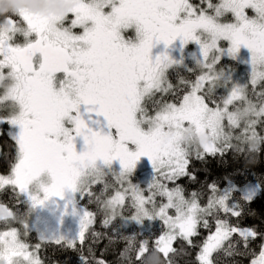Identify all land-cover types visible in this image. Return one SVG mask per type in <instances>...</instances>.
Masks as SVG:
<instances>
[{"label":"snow or ice","instance_id":"obj_1","mask_svg":"<svg viewBox=\"0 0 264 264\" xmlns=\"http://www.w3.org/2000/svg\"><path fill=\"white\" fill-rule=\"evenodd\" d=\"M9 103L0 136L16 156L0 194L16 204L0 200V264H45V243L80 264H264V220L247 222L264 174L245 166L264 155V0H79L62 17L0 16ZM229 158L227 179L200 184L197 164ZM21 203L61 228L75 218V237L33 244L30 223L11 219Z\"/></svg>","mask_w":264,"mask_h":264},{"label":"trees","instance_id":"obj_2","mask_svg":"<svg viewBox=\"0 0 264 264\" xmlns=\"http://www.w3.org/2000/svg\"><path fill=\"white\" fill-rule=\"evenodd\" d=\"M15 156L16 148L11 145L7 134L0 137V171H6L9 167V162L13 161ZM245 166L249 168L257 177H259L261 174H264V155L259 157V162L251 160ZM235 167H237V165L230 158L225 161L210 159L206 166L197 164L196 170L200 184H204L209 180L221 181L223 179H227L229 173H231ZM186 185L191 189H196L200 186L191 181H186ZM0 200L8 202L10 205L16 204V198L11 192L0 194ZM16 206L19 211L12 218V221L16 224V227H20V225L27 222L28 213L26 211L28 208L26 204L23 203ZM253 208L254 210L247 222L260 223L261 220H264V216L260 215L264 214V200H259L257 202L254 201ZM4 222L6 221H1V223ZM97 228L99 232L103 233L104 229L99 228V225ZM27 238L33 244L40 241L36 235L31 236L30 234ZM89 244V250L94 251L96 256H100L105 250L108 241L101 235L99 238L90 237ZM105 254L107 259L114 260L111 248H108ZM41 255L45 259V264H80V259L77 253L69 248H65L63 245L57 246L54 243H45L41 250ZM234 260L239 261L241 260V257L221 256L219 264H233ZM178 261L179 264H188L190 257H179ZM243 264H248V261L246 259L243 260Z\"/></svg>","mask_w":264,"mask_h":264},{"label":"rangeland","instance_id":"obj_3","mask_svg":"<svg viewBox=\"0 0 264 264\" xmlns=\"http://www.w3.org/2000/svg\"><path fill=\"white\" fill-rule=\"evenodd\" d=\"M52 0H39L37 3H30V10L32 15L37 11L44 9L50 5ZM23 3V2H22ZM186 143L190 147L195 148V144L191 142V139L186 140ZM147 162L141 167L144 168ZM150 167L146 168L141 173V182H146L150 178ZM139 175V173H138ZM27 206V205H26ZM28 208V207H27ZM27 223L31 225V231L29 235H36L40 241H51L59 238L61 235L65 237H75L77 233V221L73 217H66L64 219L63 227L58 226V218L52 216L48 211L35 212L31 209H27ZM39 217L41 222L37 221ZM12 219V218H11Z\"/></svg>","mask_w":264,"mask_h":264},{"label":"flooded vegetation","instance_id":"obj_4","mask_svg":"<svg viewBox=\"0 0 264 264\" xmlns=\"http://www.w3.org/2000/svg\"><path fill=\"white\" fill-rule=\"evenodd\" d=\"M79 6V0H52L50 5L44 9L34 13V16L49 15L55 17L66 16L69 12L73 11L76 7ZM25 12L32 15L30 10V3L28 2H14V0H0V16L17 14ZM0 107H5L9 111L12 109V105H0ZM2 137V136H0ZM11 145L15 146L13 141L9 139ZM3 220H0V223Z\"/></svg>","mask_w":264,"mask_h":264}]
</instances>
